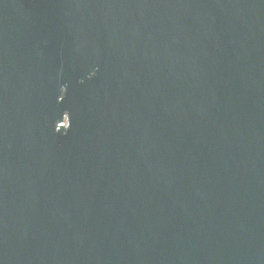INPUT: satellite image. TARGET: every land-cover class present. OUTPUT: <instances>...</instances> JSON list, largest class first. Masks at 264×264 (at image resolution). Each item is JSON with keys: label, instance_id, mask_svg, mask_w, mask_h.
Instances as JSON below:
<instances>
[{"label": "water", "instance_id": "water-1", "mask_svg": "<svg viewBox=\"0 0 264 264\" xmlns=\"http://www.w3.org/2000/svg\"><path fill=\"white\" fill-rule=\"evenodd\" d=\"M0 264H264V0H0Z\"/></svg>", "mask_w": 264, "mask_h": 264}]
</instances>
